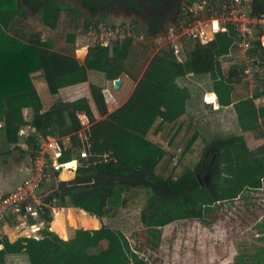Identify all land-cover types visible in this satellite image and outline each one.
Instances as JSON below:
<instances>
[{
  "label": "trees",
  "instance_id": "trees-1",
  "mask_svg": "<svg viewBox=\"0 0 264 264\" xmlns=\"http://www.w3.org/2000/svg\"><path fill=\"white\" fill-rule=\"evenodd\" d=\"M195 2L187 0L177 21L178 30L182 31L193 21L191 10ZM243 5L253 7L252 17L259 18L264 14V8H260L264 6V0H251ZM37 12L42 25L50 30H56L63 13L69 17L72 29L81 18L77 10L55 1L43 4ZM26 19L18 0H0V134L3 143L16 145L21 129L29 127L31 132L24 143L33 159L42 140L69 136L70 145L63 147L59 162H70L78 157L82 148L77 139V132L82 128L78 115L82 114L89 123L90 157L81 161L72 180L58 182L55 191L41 199L38 219L28 221L29 225H41L36 231L38 235L20 237L13 243L0 235V264H14L20 259L25 264H151L131 247L121 231L101 223L103 218L113 217L125 208L133 198L134 190L146 192V203L139 213L144 237L141 244L146 250L155 252L164 227L189 220L209 225L206 219L217 205L246 199L249 193L262 188L264 143L249 150L241 135L252 132L264 140V104L258 107L254 104L255 99L264 98V84L258 72L263 67L264 48L259 35L254 34L248 41L246 54L256 68L252 78L261 83V88L255 89L251 97L234 103L236 80L245 77L247 64L244 61L233 63L224 70L223 60L229 58L242 41L240 33L231 25L215 34L210 43L184 42L181 61L169 46L132 69L129 60L135 61L139 57L132 39L111 47L94 44L87 49L80 64L74 58L73 49L63 53L54 51L51 41H41L38 33L27 31ZM102 19L98 18L94 24H99ZM90 24L93 20L83 17L85 30ZM150 34V31L146 32L148 37ZM74 40L73 32L66 35L67 43L72 44ZM148 49L144 46L141 52L146 53ZM38 71L43 73L47 90L53 97H58L65 88L85 83L88 71L101 73L110 82L126 75L136 85L128 100L110 114L107 113L104 90L93 84L89 86L90 99L82 97L69 101L59 97L44 108L30 80V75ZM185 85H193L197 91L194 94L214 93L219 109L232 106L237 115L234 119L237 127L233 128L240 134L233 132L219 138L221 131L213 128L215 137L210 136L208 147H216L215 153L208 152L207 147L201 161L192 169H185L177 177L163 176L157 170L167 157L171 158L170 151L151 141L149 135L166 125H175L186 114L193 94ZM214 98L211 94L207 97L208 101ZM26 109L31 111L30 120L24 116ZM96 114L102 119L97 121ZM200 118L196 116L198 121L194 123L191 117L188 125L191 127L180 123L175 130L173 137L184 128L194 129L181 157L191 150L201 134L205 135L206 127ZM211 158L214 159L210 170L213 188L207 189L199 183L196 174L203 172V164ZM54 176L57 178L58 174ZM72 208L77 213L83 211L89 215V221L93 222L90 229L98 228V221L100 227L82 230L89 228L85 224L76 225ZM53 209H64L65 217L58 213L51 228L64 240L50 231ZM256 226L261 235L259 240L264 242V219ZM73 229L78 230L67 237ZM104 236L109 240L106 249L101 245ZM95 253H100V257L90 259ZM254 262L264 264V244L258 248Z\"/></svg>",
  "mask_w": 264,
  "mask_h": 264
},
{
  "label": "rangeland",
  "instance_id": "rangeland-1",
  "mask_svg": "<svg viewBox=\"0 0 264 264\" xmlns=\"http://www.w3.org/2000/svg\"><path fill=\"white\" fill-rule=\"evenodd\" d=\"M83 17H88L93 20V24H90L86 30L83 26ZM97 19L98 18L81 14V18L77 21L75 27H73L74 29H72L71 24H69V17L63 13L56 30L50 31L42 25L40 16L38 12H36L29 13L24 24L27 31L38 33L41 41H51L53 49L60 53H63L62 51L64 50L70 49H73L74 52V49L77 46H91L100 43V37L101 34H103L104 28L113 27L115 29L116 27H119V29H124L128 24L135 25L137 32L143 35V38L133 40L134 50L139 57L135 59V61H132L131 59L129 60V63L133 64L132 69L138 68L144 59H147L148 62L158 50L167 49L169 46L173 47V49L175 46H181V48H184V42L192 41V39H188L186 36L181 37L183 30H178L177 26L169 30L167 33H158L157 35H153L152 33L148 37L146 35L147 30L145 22L141 18L109 15L103 18L99 24H94V21ZM132 21L136 22V24H133ZM71 32L75 33L77 40V44H74L73 46H70L65 40L66 35ZM245 39L250 40V37L247 36ZM244 44L247 43H243L242 41L238 43L236 49L231 52L229 58L223 60L225 71L231 64L241 61H244L245 65L247 64V66L251 67L248 74L244 73L245 77L236 80V95L238 98L251 96L255 89L261 88V83L258 84L252 78L253 71H256V68L254 69L252 60L247 58ZM260 44L264 48L263 39L260 40ZM144 46L149 47L146 53L141 52V48ZM81 55L82 52L75 54L77 59H80ZM258 72L264 84V62L263 67L259 69ZM40 75L43 77L42 73ZM37 76L39 75H36V77ZM43 85L44 87L38 85V90L40 91L42 103L47 105L48 99H51V95L47 91L45 82ZM88 91L89 89L85 87V94H88ZM57 98L59 97H54L53 102ZM106 99L108 102L107 94ZM262 104H264V102L259 101L257 105L260 106ZM45 108H48V105ZM24 116L27 120H30L31 111H25ZM215 121V126L213 125V127L208 126L207 129L205 128V135L203 136V134H201L191 150L182 157L181 153L185 148L187 140L192 136L194 129L184 128L175 137H173L175 133L174 128L168 133H165L164 143H167L165 144V148L170 151L171 158L170 156L167 157L157 172L163 176L172 174L173 177H177L185 169H192L195 164L201 161L204 150L207 149L211 142V139H209L210 136L215 137L213 135L214 129L221 131L222 134L219 138H225L229 133L233 132L240 134L238 130L233 128L235 127L234 120L233 123L229 122L227 124V121H229L227 119L224 123L225 126H222V119L217 115ZM80 123L82 128L89 127V123H87V119L84 117L80 119ZM223 127H227V129ZM30 132L31 131L26 127L21 129L19 134L20 143L17 146L3 144L2 134H0V195L13 192L24 180L35 176V174H33L34 158L31 159L29 154L30 151L27 150L24 144V139ZM223 134H225V136ZM241 135L243 139H245L244 142L246 145L256 143L255 141L260 139L257 137L256 133L252 132L242 133ZM50 138L60 140V144L64 141L65 145H68L64 139L61 140L64 137L59 138L56 136ZM47 139L42 140L41 144H45ZM211 147L212 145L208 147V150ZM47 151L51 152L49 149H47ZM24 167L27 169V172ZM201 175H204V173ZM61 180L66 181L68 179H64L61 176ZM58 181L60 180L57 179L56 182ZM50 185L53 184L51 181H48L42 188L48 189ZM37 192L39 197L38 201L40 202L43 196H41L39 190ZM132 195L133 198L129 200L125 208L118 210L117 214L113 217L103 218L101 223L109 228L121 231L128 238L131 247L139 252L140 255H144L151 264H256L254 262L255 254L257 253L258 248L264 244L263 241L259 240L261 235L258 234L259 229L256 226L264 219V182L259 191L249 193L246 199L239 198L225 204L217 205L210 216L206 219V221L210 223L209 225H204L199 221L189 220L175 222L164 227L162 230L161 243L155 252L146 250L141 244L144 241V237L139 221V213L145 206L147 198L146 192L145 190L137 189L132 192ZM71 214L74 221L75 218L79 216V213L75 212V210L71 212ZM54 216L50 221V231L63 239L58 233L51 230ZM98 223L100 227L101 223L99 221ZM20 224H22L21 221ZM35 226H38L39 228L41 225L35 224ZM75 227L78 228L76 225ZM74 230L75 229L69 231L67 237ZM9 232L15 234L14 238L10 237L12 241L17 240L20 237L38 235L36 229L30 227L28 223L27 225L20 227L17 231H7L6 233ZM108 243V238L106 236L102 237L101 245L103 249H106ZM98 257H100V253H95L90 259L94 260ZM14 264H25V262L20 259L16 260V263Z\"/></svg>",
  "mask_w": 264,
  "mask_h": 264
},
{
  "label": "built area",
  "instance_id": "built-area-1",
  "mask_svg": "<svg viewBox=\"0 0 264 264\" xmlns=\"http://www.w3.org/2000/svg\"><path fill=\"white\" fill-rule=\"evenodd\" d=\"M246 0H196L191 13L192 22L184 29L181 37L197 40L201 44H207L214 40L215 34L225 31L226 25L233 26L239 33L247 52L248 36L250 40L252 35H259V41L264 37V14L261 17H252L251 8L243 5ZM254 31V33H253ZM252 33V34H251ZM143 35L137 32L135 25L128 24L124 29L116 27H107L103 29L100 37V44L105 47H111L120 44L126 39H142ZM183 48L174 47V55L178 61L183 59ZM251 67L247 66L245 74L249 73ZM86 118L84 115H78V118ZM88 123V121H87ZM88 127H84L77 132V139L82 148L78 151V157L70 162L60 163L63 147L70 145L69 136L62 138L64 141L48 138L45 144H40L36 151L33 165L35 176L24 180L13 192L0 195V235L2 227L9 221H21V225H27L29 220L38 219V207L41 201H38V190L46 182L51 181L54 174H75L81 161L89 159L88 148L90 146L87 134ZM47 149L51 150L47 151ZM73 164V165H70ZM69 179V178H68ZM35 225H30L34 227Z\"/></svg>",
  "mask_w": 264,
  "mask_h": 264
},
{
  "label": "crops",
  "instance_id": "crops-1",
  "mask_svg": "<svg viewBox=\"0 0 264 264\" xmlns=\"http://www.w3.org/2000/svg\"><path fill=\"white\" fill-rule=\"evenodd\" d=\"M248 2H250L251 0H246ZM252 8V7H251ZM261 9L264 8V6L260 7ZM50 30V29H49ZM50 31H54V30H50ZM72 33V32H71ZM73 34L75 35V33L73 32ZM66 40V38H65ZM76 35H75V40H74V43L72 44H69L70 46H73L74 44L76 45ZM92 46V45H91ZM91 46H77L75 49H74V58L80 63L82 64L83 61H84V58L86 56V53H87V49ZM79 47V48H78ZM54 50V49H53ZM55 51V50H54ZM79 52H82V55L80 56V59H77V57L75 56V54L79 53ZM183 57H184V54L182 53ZM42 72L41 71H38V72H35V73H32L30 75V78H31V82L34 86V88L36 89V92L38 93V96L40 97V100H41V95H40V91L38 90V85L41 87H44V76L42 77L40 74ZM142 72L139 74V76L137 77V79L140 78ZM36 75H39L36 77ZM43 75V73H42ZM36 78H35V77ZM187 77H191V75H188ZM35 78V79H34ZM119 80L121 81V85L118 89H114L113 87V82H110V81H107L104 79V76L103 74L101 73H98V72H95V71H88L87 72V81L85 83H82V84H79V85H75V86H71V87H68V88H65L63 90L60 91L58 97L62 98V99H66V100H75V99H79V98H82V97H85V98H88L90 99V91H88L87 93L88 94H85L84 90H85V87H87L89 89V86L90 85H97L99 87H101L103 90H104V93H105V96L106 94L108 95V102H107V113L110 114L112 113L114 110H116L117 108H119L121 105H123L127 100L128 98L130 97V95L132 94L134 88H135V85H136V82L132 81L130 78H128L126 75L124 76H121L119 78ZM46 85V83H45ZM187 86L188 88L191 89L192 91V97L190 98V101L188 102V106H187V109H186V114L180 118V120H178L176 122L175 125H166L162 128L161 131L157 132V133H151L149 135V139L155 143H158L162 146L165 147V144L167 143H164V136H165V133H168L172 128H174L175 130L179 127L180 123H183V125L186 127L189 125L190 123V118L192 117L193 118V122L196 123V120L195 117L196 116H200L201 118L199 119V121H202L204 127H206V129L209 127H213V125L215 126L216 124V121H215V118L217 117V115H219V118L222 119V126H225V122L227 121V119L229 121H227V124L229 122L233 123V120L235 119V117L237 116L236 115V112L235 110L232 108V106H228V107H224V108H221L219 109V105L217 103V98H216V95L212 92H205L203 93V95L201 94H194L196 91V89L193 87V85H185ZM47 87V86H46ZM48 91V90H47ZM236 91L237 89L235 90V92L233 93V96H232V100L233 102H238L240 100H243L245 99L246 97H239L236 95ZM213 95L215 98L213 99V101H208L207 97L208 95ZM247 97H251V96H247ZM53 98L51 96V99H48V107L50 104H52L53 102ZM259 101H262L264 102V98H260V99H255L254 100V104L256 107H258V102ZM42 102V100H41ZM42 105L45 107H47V105L43 104ZM93 107V106H92ZM29 109H26L25 111H28ZM24 111V112H25ZM95 113V112H94ZM96 116V120H100L102 119V117L98 116L97 114L95 115ZM261 122V119H259V123ZM226 124V125H227ZM183 126V127H184ZM235 127H237V125H234ZM27 129L30 130L29 127H26ZM223 128H226L227 127H223ZM31 131V130H30ZM246 133V132H245ZM67 137V136H66ZM245 141V139H244ZM256 143H250L249 145L247 144V148L249 150H255L256 148H258L259 146H261L263 143H264V140H261V138L257 141H255ZM20 143V136H19V142L16 144V146ZM4 144V143H3ZM25 144V143H24ZM256 144V145H255ZM11 146H14V145H11ZM23 152V151H22ZM25 168V167H24ZM26 172H27V169L25 168ZM61 176L64 178V179H68V180H61ZM75 174H60L57 176V178L54 176L52 179H51V182L53 185H50L51 186H54L58 183V182H67V181H70L74 178ZM59 179L60 181L56 182V180ZM75 209L72 208L71 209V212H73ZM58 213H61L63 214V216L65 217L64 215V209H53V216H54V220H55V217ZM80 219H83L84 222H82ZM96 219V218H95ZM53 220V222H54ZM15 223V224H11V223ZM52 222V223H53ZM75 223L76 225L79 227V226H82V224H85V226L87 228H92L93 227V222L89 221V215L80 211L79 212V216H77L75 218ZM52 225V224H51ZM23 226V225H22ZM20 222H17V221H9L7 224H5L3 227H2V234L7 236L9 242L13 243L15 242L16 240L12 241L10 239V237H14L15 234L13 233H6L7 231H17L20 227H22ZM99 228V227H98ZM98 228H95V229H98ZM33 229H38V226H34ZM14 235V236H12Z\"/></svg>",
  "mask_w": 264,
  "mask_h": 264
},
{
  "label": "flooded vegetation",
  "instance_id": "flooded-vegetation-1",
  "mask_svg": "<svg viewBox=\"0 0 264 264\" xmlns=\"http://www.w3.org/2000/svg\"><path fill=\"white\" fill-rule=\"evenodd\" d=\"M58 2L77 10L80 14L95 18L109 15L132 16L143 19L147 31L153 35L167 33L177 25L187 0H18L25 14L36 13L43 4ZM216 147L208 152L215 153ZM213 158L203 164V172L196 174L199 183L207 189L213 188L211 168ZM208 164V165H207ZM204 175H201L203 174Z\"/></svg>",
  "mask_w": 264,
  "mask_h": 264
},
{
  "label": "water",
  "instance_id": "water-1",
  "mask_svg": "<svg viewBox=\"0 0 264 264\" xmlns=\"http://www.w3.org/2000/svg\"><path fill=\"white\" fill-rule=\"evenodd\" d=\"M251 9H252V12H254L253 7ZM120 85H121V81L119 79L113 81L114 89H118L120 87ZM54 191H55L54 186H51L48 189H43V188L39 189V192H40L41 196H43V197L48 196L49 194L53 193ZM75 230H78V229H75ZM82 230H95V229H82Z\"/></svg>",
  "mask_w": 264,
  "mask_h": 264
},
{
  "label": "bare ground",
  "instance_id": "bare-ground-1",
  "mask_svg": "<svg viewBox=\"0 0 264 264\" xmlns=\"http://www.w3.org/2000/svg\"><path fill=\"white\" fill-rule=\"evenodd\" d=\"M263 44H264V38H263Z\"/></svg>",
  "mask_w": 264,
  "mask_h": 264
}]
</instances>
